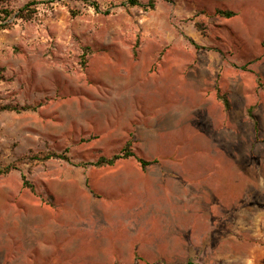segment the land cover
<instances>
[{
    "label": "rangeland",
    "instance_id": "obj_1",
    "mask_svg": "<svg viewBox=\"0 0 264 264\" xmlns=\"http://www.w3.org/2000/svg\"><path fill=\"white\" fill-rule=\"evenodd\" d=\"M30 1L20 0L19 5ZM37 1L39 12L32 22L0 31V166L18 168L0 175V237L5 233L4 239L12 240L15 215L31 211L24 204L30 200L27 191L43 209L78 211L85 194L101 198L105 190L109 196L129 190L136 195L145 177L161 168L157 163L144 168L139 159H180L181 164L193 159L204 179L214 174L228 179L231 189L240 186V196L230 197L229 217L232 224L236 207L246 208L247 222L239 254L223 258L217 255L222 241H199L201 250L192 262L264 264V35L246 11L248 0L159 1L154 9L151 0H142L139 7L121 6L124 0H93L100 11L83 2ZM218 10L236 16L227 19ZM132 78L137 84L154 79L159 91L167 84L164 102L140 95L138 108L146 112L158 104L163 109L179 106L181 145L144 149L132 137L129 143L137 157L95 167L100 158L128 145L124 129L110 126L124 110L103 105L118 92V81L125 87ZM173 78L181 88L175 101ZM240 86L246 87L238 93ZM214 97L215 102L208 100ZM24 107L37 109L15 110ZM103 120L107 124L102 126ZM120 130L122 136L116 134ZM51 153L72 162L37 160ZM183 167L188 173L196 170ZM166 168L163 174L174 175L179 166ZM23 176L33 189L24 186ZM237 231L229 233L237 236ZM116 242L38 241L26 247L23 257L32 256L34 264L143 263L141 241H127L134 250L124 261H109V254L97 252L111 254ZM15 244L5 241V264H14Z\"/></svg>",
    "mask_w": 264,
    "mask_h": 264
},
{
    "label": "crops",
    "instance_id": "obj_2",
    "mask_svg": "<svg viewBox=\"0 0 264 264\" xmlns=\"http://www.w3.org/2000/svg\"><path fill=\"white\" fill-rule=\"evenodd\" d=\"M245 6L246 11L255 16V22L259 23L257 27L264 35V0H248ZM225 78L229 81L228 77ZM121 82L118 81V92L113 94L110 103L103 105L105 108L114 106L124 110V114H116L111 119L110 126L124 129L126 143L135 137L136 142L145 144L141 146L144 149L179 148L182 140L179 106L173 104L163 109L158 104L145 112L139 110L137 103L140 95L149 102L161 99L164 102L162 97L167 93V84L159 91L160 85L154 79L147 84H137L138 80L132 78L126 81L125 87ZM171 85L175 101L181 88L175 78ZM244 87L240 86L238 93ZM202 99L200 88L198 100ZM208 100L215 102L217 99ZM218 119L221 120V115ZM105 124L107 122L103 120L101 125ZM121 130L116 134L122 136ZM197 139L191 141L196 142ZM179 160L161 158L155 161L161 168L158 173L145 177L136 195L129 190L119 191L113 196L105 190L102 193L106 197L101 198L85 194L81 201L83 206L78 211L56 213L49 208L43 209L37 198H30L31 192H25L30 200L24 204L31 211L15 215L12 240H5V233L0 237V264H5V241H16L14 264H34L32 256L27 260L23 252H26V247L31 249L37 245L38 241H118L111 254L110 251H97L100 256L109 254V261L127 260L134 250L127 241H141L142 264L193 263L192 258L198 256L201 250L197 246L199 241H222L217 255L223 258L239 254V248L243 247L240 241H246V208L236 207L232 224L229 214L230 197L240 196V186L231 189L228 179H218L214 174L204 179L206 175L198 173L199 164L195 160L190 159L189 164H181ZM171 165L179 166L175 174H163ZM183 166H195L196 170L190 168L188 173ZM109 197L112 200L105 199ZM47 221L49 224L45 227ZM71 222L74 224L72 228L68 226ZM231 229L238 230L237 236H231ZM113 252L119 257H115ZM242 253L247 256L246 251ZM206 254L210 258L213 256L212 251Z\"/></svg>",
    "mask_w": 264,
    "mask_h": 264
},
{
    "label": "trees",
    "instance_id": "obj_3",
    "mask_svg": "<svg viewBox=\"0 0 264 264\" xmlns=\"http://www.w3.org/2000/svg\"><path fill=\"white\" fill-rule=\"evenodd\" d=\"M59 1H64V0H52L51 2L55 3ZM70 1L83 2L87 5L94 7L96 10L100 11V5L96 1L93 0H70ZM159 1L171 2V0H151V2L149 3V7L151 9L156 8V5ZM19 3L20 0H0V31L10 30L14 26H16L18 22L28 23V22H32L36 18L39 12L38 10V6L40 4L39 1L33 0L23 6H20ZM121 6L139 7L142 6V0H124L121 3ZM216 14L227 19H231L236 16L234 12L223 11V10H218ZM219 97L221 100L224 101L226 107L230 108L229 101L225 97H222L220 95ZM36 109L37 107L34 108L24 107L23 109L16 108L15 110L27 111V110H36ZM135 157L137 156L132 150V145L128 143L127 147L124 148L121 152L114 154L111 157H102L98 160V162L94 163L93 165L98 168L112 167L122 160H127ZM50 159H59L69 163L72 162V160L68 156L58 153H51L49 155H46L43 159L38 158L37 160L43 161ZM139 162L144 168L153 165L155 163V162L146 161L144 159H139ZM15 170H18V168L15 167L14 165H9L4 167L0 166V175H9ZM23 182L26 188L33 189V186L30 185L26 176H23ZM188 264H193V263H188Z\"/></svg>",
    "mask_w": 264,
    "mask_h": 264
}]
</instances>
